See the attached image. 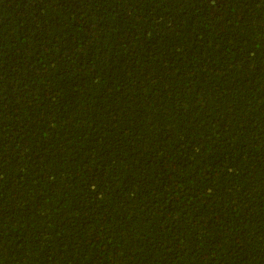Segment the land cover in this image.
I'll use <instances>...</instances> for the list:
<instances>
[{"label": "trees", "instance_id": "1", "mask_svg": "<svg viewBox=\"0 0 264 264\" xmlns=\"http://www.w3.org/2000/svg\"><path fill=\"white\" fill-rule=\"evenodd\" d=\"M0 264H264V0H0Z\"/></svg>", "mask_w": 264, "mask_h": 264}]
</instances>
